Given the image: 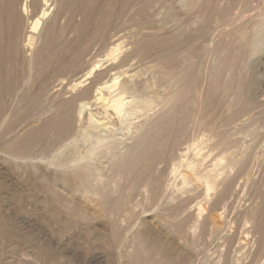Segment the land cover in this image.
I'll list each match as a JSON object with an SVG mask.
<instances>
[{
  "label": "bare ground",
  "instance_id": "obj_1",
  "mask_svg": "<svg viewBox=\"0 0 264 264\" xmlns=\"http://www.w3.org/2000/svg\"><path fill=\"white\" fill-rule=\"evenodd\" d=\"M53 1L0 0V118L5 114L10 98L11 100L17 99L19 105L25 101L21 108L14 109V113L17 115L33 116L35 111H46L49 95L57 87L58 79L63 76L70 74V78H73L70 80L73 82L70 90L79 89V91L69 99L57 103L56 110L46 117L40 126L27 129L29 131L24 135L15 136L6 143L4 142L7 151L12 152L13 155L16 153L23 154V156L18 155L20 158L25 157V155L27 157L39 147L47 149L51 143H63V146L66 147L68 142L65 141L73 137L74 134L78 137L82 133H92L97 136L99 142L92 147L90 155H81L82 148L80 147L81 150L75 148L74 165L72 163L73 166H68V164L58 162L57 167L59 169L52 172L54 177H52L51 182L62 186L63 191H60L61 193L68 192L83 197L89 194L86 197L87 201L88 198H91L90 195L92 198L99 195L101 197L99 198L101 199L99 202L100 210L106 215L116 213L117 217V213L122 212L126 206H124V202L128 196L148 191L155 199L162 201L166 197L168 198V189L171 190V188L181 185L183 188L193 185L186 192L185 198L181 199L180 202L177 201L179 203L174 204L171 208L168 207V218L179 215L195 205L196 207L199 205L197 208L201 214L204 209L197 200L203 195L207 199L211 195L213 196V192H215V196H213L215 198L213 200L211 196V205L209 204L212 211L222 210L218 215L227 217V213L234 208L237 209V207H233L234 202L232 200L241 198L238 197L240 191L238 192L237 189L239 186L241 188L243 178L247 177L246 180L249 177L252 178L254 174L252 163L257 159H254V151H256L254 145H252L254 149H251L252 146H250V150L244 149L245 137L249 136L248 133L250 132L248 131L252 127L256 129V136L260 135L262 139L264 135V55L256 61V69L247 65L249 59L255 53L261 52L260 50L264 47V6L262 7L264 0H253L252 2L249 0H226L222 6L219 5L221 0H206V8L201 11L200 19L197 18L198 16L192 15L187 17V13L183 10L182 5L180 6L179 0H60L50 23L44 26L46 19L51 15V6L55 4ZM186 3L188 2L186 1ZM156 5L166 8V13L169 16L175 15L180 21L181 29L175 34H162L161 37H157L156 34L145 33L146 29L154 28L147 24ZM31 18L32 20H30ZM126 19L128 21L136 20L137 32L140 37L136 35L138 39L134 42L132 50L119 59L117 56L119 51H114L119 45L116 44L117 41H113L121 33L132 29L130 28L131 25L125 24ZM202 19L201 27H196ZM42 25L44 26L41 29L43 41L41 46L35 50L36 36L33 33ZM28 31L32 34L29 35ZM72 34L74 36L71 38ZM208 39L210 41L211 39L215 40L211 50L220 51L223 54L219 67L213 66L211 69L208 66L209 69L204 68V60L207 59L203 54L205 51H202V48L207 46ZM197 40H200V45L196 44ZM114 43L116 46H113ZM98 44H108V46L111 44L113 47L111 46V50L109 49L110 51H107L103 58L95 61L88 71L83 72L85 70L83 65L88 62V57L92 54L91 50ZM221 54L217 56H221ZM146 55L153 58L149 62H155L154 67H152V71H155L153 76L156 78L155 93L159 94L160 98V107L157 109L158 111L155 109L157 114L153 117L150 116L149 111L148 113L143 109L145 107H142L136 99L138 96H144L150 86L148 81L143 80V78H136V74L124 76L125 78L120 81L122 75L139 67V63L143 64V62L141 63L142 57ZM226 66L232 69H229V73L225 74L223 67ZM227 67L226 69H228ZM255 70L256 72L262 70L258 80L252 77ZM79 73L81 74L79 75ZM79 102H82V107L78 110ZM88 105L96 106L95 108L99 109L97 111L102 116V120L106 119V123L110 124L111 127H105L108 129L102 128L103 133L105 132L104 135H101L102 132L99 130L102 124L100 126L94 124L93 116L87 120L84 115L83 120H87L86 128L80 127V125L78 126L79 129L76 127V120L79 122L82 118L83 107ZM41 115L43 116V114ZM114 126L126 130L133 129L135 136L132 144H122V142H116L118 139L111 138L114 133ZM111 128L112 130H110ZM205 131L210 133L208 134L210 146L207 152L204 151L206 146L202 147L204 145L201 146L200 143L204 137L202 133ZM246 132L248 133L245 134ZM77 137L74 136L73 138ZM104 140L107 142H103ZM183 144H188L185 145L186 148L184 147L185 152L195 151V156L188 157L189 160L180 156V161L178 160L174 164L173 160L176 156L174 154L179 153L178 150ZM255 144L257 145V143ZM182 152L184 151L180 153ZM178 153L176 154L178 155ZM170 161L174 164L171 167L172 171H169V167L165 171L171 172L173 178L171 177L172 181L167 186L164 184L166 186L164 188L161 183L159 166L160 164L166 165ZM21 162L23 161L21 160ZM223 162H226L225 166H221ZM168 165L170 166V164ZM162 166L164 168V165ZM182 167L184 170L187 167L185 171L189 170L191 173L183 172ZM99 168H106L110 171L109 178L107 179L105 176L107 180L102 181L98 178L97 171ZM100 170L102 171V169ZM233 170L235 173H231ZM178 179L180 182H177ZM165 181L163 182L165 183ZM51 182L45 183L49 190L52 188ZM194 182H197L198 185L196 183L197 186L194 185ZM245 184L248 185L247 182ZM258 184H254L252 187V207L249 206L250 209H245V212L241 210V213H237L238 209H234L237 216H240V222L242 221L245 225L252 222L250 227L253 228L252 231L235 230L237 227L234 226L235 231L230 229L229 232H225L217 224V228L221 230L218 229L220 231L218 234H221L220 238L224 239L231 250L235 248V254L241 247L243 238L241 236L246 235L249 238L250 235L258 234V246L256 249L254 248L255 250L251 248L253 249L252 255L250 254L252 258L250 257V260L249 255L250 261H247L246 264H264V183L262 182L263 186ZM249 186L250 184L245 187L251 188ZM178 189L181 190L180 187ZM66 195L68 194L66 193ZM184 196L182 195V197ZM69 198L71 197L69 196ZM239 202L242 201L239 200ZM68 204L67 211L69 210L71 218L77 217L73 218L76 219L75 222L79 219L78 217L86 218V212H84L87 211L86 209L83 211L81 209L84 208L80 209L71 203ZM96 206L94 207L97 209L99 206ZM204 208L206 209V207ZM105 214L102 213V215ZM225 221H223L224 226L226 225ZM169 222L171 221H168V224L166 222V224L169 225ZM208 222L210 221L201 225L199 235L207 236L211 228H209ZM86 223L88 221L85 222L84 228ZM182 223H175L179 232L183 231L184 224ZM186 224L184 227L188 228ZM166 226L159 223L158 229L163 232ZM214 229L213 227L212 230ZM171 230L169 229L170 232ZM144 232L146 243L143 247L140 245L142 248L140 246L136 248L137 250L132 254L133 257L137 259L142 256V252L145 253L147 250L145 260L150 261V259L154 260L152 258L154 253L160 251L164 264H174L173 254L164 248L166 244L163 245V240L165 238L159 234L150 239V230L147 228ZM116 235L118 236V233ZM212 236H209V239ZM217 236L219 238V235ZM214 238L217 239V237ZM217 242L220 243V241ZM209 245L211 246L212 243L210 242ZM237 256L239 257V255ZM182 262L185 263V261ZM235 263L237 262L235 261ZM158 264L162 263L158 262Z\"/></svg>",
  "mask_w": 264,
  "mask_h": 264
},
{
  "label": "rangeland",
  "instance_id": "obj_2",
  "mask_svg": "<svg viewBox=\"0 0 264 264\" xmlns=\"http://www.w3.org/2000/svg\"><path fill=\"white\" fill-rule=\"evenodd\" d=\"M186 1L188 3H186ZM225 1L226 0H221L219 5L220 6L224 5L223 3H225ZM252 1L253 0H249V2H252ZM59 2H60V0L59 1L58 0L53 1V3H55V4H53L51 6V10H50L51 15L46 19L47 21H46V23H44V26L47 23L48 24L50 23L54 12L57 10V6H58ZM205 2H206V0H179V4L181 3L180 6L182 5V8H184L183 10L187 13V17H190L191 15L196 16V17L198 16L197 17L198 19L201 18V17H199V16H201V11H203L206 8ZM263 6L264 5H262V7ZM178 7H179V5H178ZM52 9H54V10H52ZM263 9H264V7H263ZM155 10L157 13L155 12ZM152 12L153 13H151V14H153V15L149 17V19H148L149 23L147 25L150 27H154L156 29H154V28L146 29L145 30L146 34H148V33H149V35H155L156 34L155 36L161 37L162 34L172 35V34H175L179 29H181L180 21L177 19V17L175 15L169 16L166 13L167 12L166 8H164L162 6L159 7V5L158 6L156 5ZM263 18H264V16H263ZM30 20H32V18ZM135 21L136 20L128 21L126 19L124 21L125 24H127L128 26L131 25L130 28H132V29L127 30L123 34L121 33V35L117 36L116 37L117 39H115L113 41V42L117 41L116 44L119 45V47H117V49L114 50V51H119V53L116 52V53H118L117 56L119 57V59H121L125 54L129 53L130 50H132V48H133L132 46H134V42L138 39V36L140 37V35L137 32V26H136ZM202 21H203V19L200 20L199 23H197L196 27H201V25L203 24ZM44 26L43 25L40 26L38 28V30L35 33H33V35L36 36L35 50L38 49L42 44L43 37L41 34V32H42L41 29H43ZM28 30H29V28H28ZM150 30H152V31H150ZM133 31H134V34H133ZM28 33H29V35L32 34V32H29V31H28ZM197 34H199V32H197ZM136 35H138V36H136ZM73 36L74 35L72 34L71 38ZM215 40L211 39V41H212L211 42L210 39H208L207 40L208 42L206 44L207 46L202 48V51H205L203 53L205 55V59H207V60H204V68L209 67L211 69V68H213V66L219 67V65H220L221 57L223 56V54H221L220 51L211 50L213 47L212 46L213 43H215ZM107 43H108V41H107ZM196 44L200 45L201 44L200 40H197ZM103 45H105V46H103ZM204 45H205V43H204ZM111 46H112L111 44H109V46H108V44H102V45L98 44L97 46H95V48L91 50L92 54L88 57V60H87L88 62H85V64L83 65V69H85L83 72L88 71V69H90V67L92 66V64L95 61H97V60L99 61L101 58H103L104 55L106 54V52L111 50ZM113 46H116L115 43L113 44ZM206 49H208V51H206ZM260 51L261 52L255 53L251 57V59H249V61L247 63V65L249 67L251 66V67L255 68V66L257 64L256 61L259 60V58L262 57V55H264V47H262V50H260ZM217 53L221 54V56L220 55L217 56L218 55ZM142 58H143V60L141 61V63L143 62V64L139 63L140 66L138 65L139 67H136L135 69H133L134 71L132 70L129 73L122 75L120 78V81H122L123 78H125L124 76H130L132 74H134V75L136 74L135 75L136 78H143V80L148 81L150 86L148 85L149 87L147 88L146 93H144V96L141 95L142 97H140V96L136 97V99H137V102L140 103V105L142 107L143 106L145 107L143 109L146 110L147 112L149 111L150 116L153 117V116H156L157 111H158L157 109H159V107H160L159 106V99H160L159 94L155 93L156 78L153 76L155 71L154 72L152 71V67H154L153 64H155V62H153V63L149 62L150 60L152 61L153 58L149 57L148 55H146ZM226 67H223L225 74L229 73V71L232 69V68H229V66L227 67L228 69H226ZM261 71L259 70L256 72V70H255V74L252 77L255 78V80H258L260 75H261ZM80 74L81 73H79V75ZM156 75L157 74L155 73V76ZM141 76H143V77H141ZM63 77L59 78L60 80L58 79V81L56 82L57 87L55 88L54 91H52L50 93L49 100L47 102L48 103L47 104L48 109H46V111H44V110L35 111V112H33L34 114L32 113L33 116L32 115L31 116L17 115L14 113V109L17 107L21 108L24 105L25 101H22L21 105H19L17 99L14 98V100H11V98H10L7 102V105H8L6 108L7 112L5 111V114L3 116H1L2 118H0V264H158V262L164 264V262L162 261L163 258H162L160 251H157V253L155 252L156 254L154 253V256L152 257V258H154V260L150 259V261L145 260L146 256H147L146 254L148 253V251L146 249H145L146 251L143 250V251H145V253L142 252V254H141L142 256H140L137 259H135L132 255L134 253V251L137 250L136 248H139L138 246L141 245L143 247L144 243H146L144 231L147 228L150 230V233H151V236L149 234L150 239H153L154 236L157 237L159 234H161L165 238L163 240V245L166 244V245H164V248H165V250L167 249L168 252L170 251V253L173 254V260L175 262L174 264H189L190 262H191V264H201V263L202 264H228V263H230V264H246V263H248L247 261L251 260V258H252L251 255L253 253L252 250L254 248L256 249L258 246V238H257L258 234H254V236L250 235V237H249L250 239L246 235L241 236V237H243L242 238V244H241V247H243L242 248L243 250L240 247L239 251L236 252V254L238 253L237 255H239V257H238L235 254V248H233L234 250L233 249L231 250L229 248V246L227 245V243L224 241V239L220 238L221 234H218V232H220L223 229H224L223 231H225V232H229L230 229H231V231H235L237 229H240L241 231L242 230H244V231L245 230H251L252 231V229H253V228H250L252 226V224H251L252 222L247 223L245 225L244 223H242V221L240 222L241 219L239 218L240 217L239 215L237 216V213L238 212L241 213L242 211L245 212L246 210H248L252 207V205H253L252 201L253 200L251 199V192H253V189H252L253 185L254 184L259 185L258 183H260V185L263 186L262 182L264 183V135L262 136V139H261L260 135H257L258 136V138H257V136H256L257 132H256L255 127H252L251 129H249L248 132H250V133H248V132L245 133V134L248 133L249 136L245 137L246 142H245L244 149L247 150V148H248V150H250V146L254 145V148L256 147L255 148L256 151H254V153H255L254 159H256V158L257 159L254 160L252 163L253 169H254L253 170L254 174L252 176L253 179L251 177H249L248 180L250 178L251 179L248 181V180H246L247 177L243 178L244 179L243 181H245V182H243L241 180L242 186H241V188L239 186V188L237 189L238 192L240 191L239 192L240 196H238V197H241V198L243 197L244 199L242 198V200H241V198L240 199L235 198L232 200L234 202L233 207H237V209L239 210L238 211L236 208H234L237 210L236 211L237 213L235 212L234 209H232L229 213H227V217L225 215H223L222 216L223 218H222L221 215H218L221 213L222 210H216V211L213 210L212 211L210 206H209V204L211 203L210 201H212L210 199V197L212 195L209 198H207L208 200L206 199V196L203 195L205 197V199L202 196L203 198L200 197L197 200V202L199 201V204L202 205V207L204 209V211L201 214L199 213V210L197 208L199 205H197V207L195 205L194 207H192V208L190 207L186 211H183L181 213L182 216H181V214H179V215H175V216L173 215L174 216L173 217L170 214V216L172 218L171 217L168 218L169 217L168 216L169 208L174 206V204L179 203L181 201V199L185 198L187 195L186 192L193 186V185H191L189 187L183 188L182 185L179 184V185H181V186H179L181 188V190L178 189L179 187H177V186H176L177 188L174 187V188H171V190L168 189L167 190L168 194L166 193L168 195V198L166 197L165 200L161 201V199H155L150 192L145 191L144 193H141V194H134V195L128 196V198L124 202V206L125 205L126 206L124 207L122 212L120 211V213L119 212L117 213L118 214L117 217H116V213H111L109 215L108 214L106 215L102 210H100L101 208H100L99 202L101 199H99V198H101V197L99 195L98 196L95 195L98 199L94 196H93L94 198H92V195H90L91 198H88L89 200L87 201L86 197H88L89 194L85 197H83L79 194L73 195L72 193H68V192H63L64 193L63 194V193H61L63 191L62 186L57 184V183L51 182L53 179L52 177H54V173H52V172H54L55 169H59L57 167V165L59 163H64L65 165L68 164V166L74 165L75 162H73V159H74L73 154H75V150H74L75 148L79 149V150H81V148H82L81 152L79 151L81 153V155L82 154H84V155H86V154L90 155L91 154L92 147L94 145H97V142H99L96 135H93L92 133H90L91 134L90 135L89 133L86 132V133L80 134L77 137V135L74 134V136H76L78 139L73 138L74 136L73 137L70 136L71 138L68 139L69 141L68 140L65 141V142H68V145L66 147L63 146V143H55V144L51 143L47 149H42L39 147L34 152L30 153L29 154L30 156L27 155V157L29 156V159L26 157V155H25V157L20 158L19 156H23V154H21V153H16L14 155L11 154L12 152L7 151L8 149L5 146L6 141H9L10 139H12L15 136H22L27 131H29L30 129L40 126L42 124L43 120L46 117L50 116L54 112V110H56V106H57L56 104L57 103H59L62 100H65V99H69L70 97H72L73 95H75L79 91V89H75L73 91L70 90V87L73 84V82L70 81L73 79V78H70V74L65 76L64 78ZM74 78H76V77H74ZM126 79H127V77H126ZM151 96H153L154 98ZM142 102H144V103H142ZM51 104H53V105H51ZM144 104H146V105H144ZM81 105H82V102H79L78 103V110L82 107ZM95 107L96 106H92V105H88L85 108L83 107L82 118H80L79 122H78V120H76V124H77L76 127L78 128V126L80 125V127L83 126L84 128H86L88 118L90 116H93V120L95 122L94 124H97L99 126L102 124V126H100L101 128H99V130L102 133L99 130H98V132H100L101 135L102 134L104 135L105 132L103 133L102 128L108 129L111 126H109L110 124L106 123V121H107L106 119L102 120V116L100 114H98L99 111H97L99 109L98 108L96 109ZM9 108L10 109L12 108L11 111ZM41 114H43V116ZM77 116H79V115H77ZM29 117H30V119H29ZM83 117H85L87 120L86 119L83 120ZM100 117H101V119H100ZM77 119H79V118H77ZM103 123H106V124L104 125ZM8 126L10 127V129ZM107 126H108V128H105ZM112 128L110 130H112ZM114 128H113L114 133H113L111 138H114V140L118 139L116 142H122V144H126V145L132 144V142L134 141V136H135L133 129L132 130H126V129H122L118 126H114ZM27 129H29V130H27ZM88 131H89V129H88ZM96 132H97V129H96ZM191 132H193V131H191ZM208 134H210V133L206 132V131L203 132L202 135L204 137L201 136L202 139L200 141L201 146L204 145L202 147L206 146V148H205L206 150H204L205 152H207V150L210 146ZM206 136H207V138H206ZM72 139H74V140L76 139L75 143H74V140H72ZM70 141H71V143H70ZM103 142H107V141L104 140ZM249 143H252V144H249ZM255 143H257V145ZM76 144H78V145H76ZM246 144H249V145H246ZM183 145L181 146V149L178 150L179 153L176 152V153H178V155L176 153L174 154V155H176L175 159L173 160L174 164H176V161H178V160L180 161L181 158H184L185 160L186 159L189 160V158H192L195 156V154H194L195 151H190L187 153L185 152L186 151L185 145H188V144H183ZM254 148H253V146L251 147V149H254ZM181 151H184V152L180 153ZM52 155H53V157H52ZM15 156H17V157H15ZM180 156H181V158H180ZM18 157H19V159H18ZM30 157H31V159H30ZM176 158H179V159H176ZM21 160L23 162L24 161L25 162L23 163V162H21ZM54 162H56V163H54ZM32 163H34V164L32 165ZM72 163H73V165H71ZM225 163L223 162L221 166H225L224 165ZM256 163H257V165H256ZM168 164H170V166ZM168 164H166V165L162 164V165H164V168L161 164H160L161 168L159 166V170L161 172L160 173L161 174V181H162L161 183H162V185L166 184V186L168 185V183H170L172 181L171 177L173 175L171 172H170L171 173L170 174L168 171H165V169L168 170L170 168L169 171H172L171 167L174 166L172 161H170ZM100 169H102V171ZM181 169L183 172L191 173L189 170L185 171L187 169V167L185 168V170L183 167ZM51 170H53V171H51ZM97 172H98L97 175H99V177L98 176L97 177L100 178L102 181H104L106 178L107 179L109 178L108 174L110 173V171H108V169L99 168ZM166 172H168L169 175ZM233 172H234V170L231 171V173H233ZM167 175H168V177H165ZM105 176H106V178H105ZM166 178H168V179L166 180ZM179 180L180 179H178L177 182H180ZM251 180H252V182H254V181L255 182L252 184V182H250ZM163 181H165V183ZM49 182L52 183V188L50 190L47 189L46 184H45V183H49ZM246 182L248 183V185L250 184L249 187H251V188H246V187H248V185L245 184ZM195 183L197 184V182H194V185H196ZM243 185L246 186V187L244 186L245 187L244 190L247 189L246 190L247 193H246V191L242 190L244 188ZM166 186L164 185L163 187L166 188ZM54 191H56V192H54ZM171 191H172V193L170 194ZM248 191H250V193H248ZM57 192H58V194H57ZM244 192L246 193V195ZM66 193L68 195H66ZM214 193L215 192L212 193L213 196H215ZM182 195H185V196L182 197ZM69 196L71 198H73V197L74 198L71 199V198H69ZM213 196L211 198L214 200L215 197H213ZM249 196H250V198H249ZM65 197H67V198H65ZM239 200L242 202H239ZM164 201H166V202L164 203ZM177 201H179V202H177ZM95 202H96V204H94ZM162 202H163V204H162ZM235 202H236V204H235ZM250 202H252V203L250 204ZM68 203H71L74 206L80 207V209L84 208V209H81L83 211L86 209L87 211H84V212H86V215H88V216L85 215V217H86L85 219L78 217L79 219L75 222L76 219H73V218H77V217L72 215L73 217L71 218L69 210L67 211V209H68L67 205H69ZM61 205H62V207H61ZM92 205H94V206L97 205L99 207L96 209L94 206H93L94 207L93 208ZM128 205H129V207H128ZM237 205H239V206H237ZM249 206H250V208H249ZM204 207H206V209ZM87 208L89 209V211L91 213L88 211ZM125 208H127V209L125 210ZM158 208H160V209L158 210ZM64 212H66V213H64ZM102 213L105 215H102ZM162 216L163 217L165 216V217L163 218ZM230 216L233 220L230 218ZM90 217H93V218H90ZM166 219H167V221H165ZM174 219H175V221L173 222ZM83 220H84V222H83ZM78 221H80V222H78ZM87 221H88V223H86V225H85L86 227L84 228V224ZM168 221H171L172 223L169 222V225H167ZM182 221H183V223H182ZM207 221H210V222H208V225H209V228L211 227L209 229L210 230L209 233L207 234L208 238L206 235H205L206 237L199 235L201 225ZM223 221L226 222L225 226L223 224ZM227 221H228V224H227ZM82 222L84 223L83 225L81 224ZM90 222H92V223H90ZM166 222H167V224H166ZM105 223H107V224H105ZM159 223H162L164 226L167 225L166 228H168V226H169V228L166 229L164 227L165 230L163 232H160V230L158 229ZM170 223H171V225H170ZM175 223L176 224L177 223L184 224L182 232H179L177 230ZM215 223H216V225H215L216 227L214 226ZM87 224H89V225H87ZM185 224L187 225L188 228L184 227ZM217 224H218V227L219 226L221 227V230H220V228H217ZM248 224H250V225H248ZM239 225L241 226V228L239 227ZM234 226L237 227L235 230L233 229V228H235ZM144 227L146 228L145 230H144ZM171 227H172V230H171ZM213 227L215 228L214 229L215 232H214V230H212ZM216 228H217V230H216ZM111 229H112V231H111ZM169 229L171 230V232L169 231ZM218 229L220 231H218ZM116 232L118 233V236L116 235L117 234ZM152 232H153V234H152ZM214 233H215V235H214ZM209 234H211V235H209ZM181 235H183V236H181ZM217 235H219V238ZM209 236H212V237H210L211 239H209ZM213 237H217V239L214 238L215 239L214 240ZM143 240H144V242H143ZM209 240L212 243L211 246L209 245V243H210ZM213 240H214V242H213ZM221 240H223V241L221 242ZM243 240L246 242H244ZM217 241H220V243ZM193 242H195V243H193ZM243 242H244V245H243ZM196 243H198V244H196ZM252 243H254V244H252ZM245 244H246V246H245ZM186 246H188V247H186ZM225 247L228 248L230 251L228 249H226ZM251 248H253V249H251ZM186 252H187V254H186ZM230 252L234 256L231 255ZM230 255L233 256V258H231ZM235 255H236V258H235ZM248 256H249V258L251 257L250 260H249ZM229 257H230V259H229ZM226 258H227V260H226ZM141 260H142V262H141ZM229 260H231L232 263H231V261L229 262ZM182 261H185V263H183ZM235 261L237 263H235ZM186 262H188V263H186Z\"/></svg>",
  "mask_w": 264,
  "mask_h": 264
}]
</instances>
